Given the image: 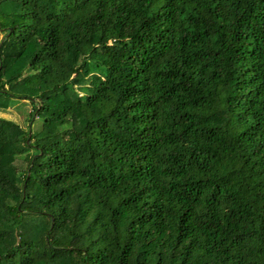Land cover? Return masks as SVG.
I'll return each instance as SVG.
<instances>
[{"label": "trees", "instance_id": "trees-1", "mask_svg": "<svg viewBox=\"0 0 264 264\" xmlns=\"http://www.w3.org/2000/svg\"><path fill=\"white\" fill-rule=\"evenodd\" d=\"M0 34V264H264V0H0Z\"/></svg>", "mask_w": 264, "mask_h": 264}, {"label": "rangeland", "instance_id": "rangeland-1", "mask_svg": "<svg viewBox=\"0 0 264 264\" xmlns=\"http://www.w3.org/2000/svg\"><path fill=\"white\" fill-rule=\"evenodd\" d=\"M2 35L0 34V39ZM31 111V107L27 101H19L13 107L5 111H0V117L4 119L11 120L16 124L20 125L22 128L27 126V115ZM20 164V161L16 162Z\"/></svg>", "mask_w": 264, "mask_h": 264}]
</instances>
